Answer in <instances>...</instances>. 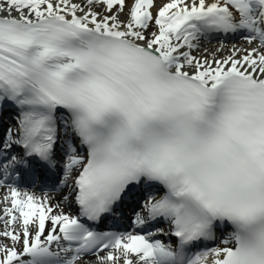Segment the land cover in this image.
<instances>
[{
  "label": "snow or ice",
  "instance_id": "obj_1",
  "mask_svg": "<svg viewBox=\"0 0 264 264\" xmlns=\"http://www.w3.org/2000/svg\"><path fill=\"white\" fill-rule=\"evenodd\" d=\"M154 7L0 0V109L17 110L0 171L55 169L63 139L61 183L79 205L78 216L57 215L10 188L0 237L13 244L0 242V264H82L102 252L99 264H264V0ZM211 33L250 47L211 61L185 50ZM14 146L19 156L8 154ZM141 187L163 194L149 195L133 223L167 230L96 231L80 219L102 222ZM159 233L175 243L152 239Z\"/></svg>",
  "mask_w": 264,
  "mask_h": 264
},
{
  "label": "bare ground",
  "instance_id": "obj_2",
  "mask_svg": "<svg viewBox=\"0 0 264 264\" xmlns=\"http://www.w3.org/2000/svg\"><path fill=\"white\" fill-rule=\"evenodd\" d=\"M75 2L77 3H82V0H75ZM132 0H130V4H131ZM169 2V0H162L160 5L156 8H153V14H157L159 7H161L164 3ZM100 11L102 12L103 10L100 9ZM127 11H125L126 14ZM121 19H124V14L121 15ZM151 31H156L155 28H152ZM224 52V53H223ZM232 54V48H226L224 51L220 50L219 48H211L210 52L205 56L206 58H208L209 60L211 59H221L224 57H227L228 55ZM241 55L243 53H240ZM66 193H61V194H47V195H43V194H39V193H30L29 195H33L37 198L38 201L42 200L44 201L47 205L51 206L53 208V214H61L64 213V211L70 209L73 207V203L71 199H65ZM3 204H5L3 202ZM7 207H10V203L6 204V207L3 208V210ZM3 210H0V216L3 215ZM50 224L49 221H46V225ZM5 227V225H3ZM21 226L19 224L16 225L15 227V231L16 232H21ZM3 243H7L9 245H11V240L10 239H5L3 237H0V242ZM17 247H19V244H16ZM106 254V253H105ZM105 254H102L100 256H103ZM98 256H94V257H89L86 256L83 259V264H99V260H98Z\"/></svg>",
  "mask_w": 264,
  "mask_h": 264
},
{
  "label": "rangeland",
  "instance_id": "obj_3",
  "mask_svg": "<svg viewBox=\"0 0 264 264\" xmlns=\"http://www.w3.org/2000/svg\"><path fill=\"white\" fill-rule=\"evenodd\" d=\"M127 3H129V0H127ZM0 231H3V230H2V227H0ZM12 244H13V243H12V241H11V245H12ZM11 245H10V246H11Z\"/></svg>",
  "mask_w": 264,
  "mask_h": 264
}]
</instances>
